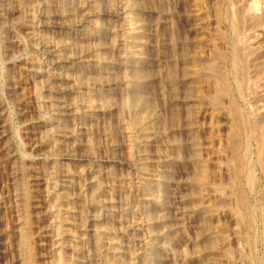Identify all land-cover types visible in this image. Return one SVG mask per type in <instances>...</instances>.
I'll list each match as a JSON object with an SVG mask.
<instances>
[{"label": "rangeland", "instance_id": "374dc122", "mask_svg": "<svg viewBox=\"0 0 264 264\" xmlns=\"http://www.w3.org/2000/svg\"><path fill=\"white\" fill-rule=\"evenodd\" d=\"M51 1L52 6L47 8L48 18L45 20L42 10L43 13H39L35 20L38 34L51 43L67 40L66 32L88 28L93 21L118 32L123 28L122 20L113 17V12L103 9V5L99 13H90L84 19L73 6L71 17L74 18L67 24L62 15L66 0ZM69 1L73 5L84 2ZM132 1L134 4L130 14L137 18L140 26L137 34L138 38L141 36L138 39V54L143 58L140 69L145 74L139 81L141 96L147 103L146 114L143 113L145 122L140 125L143 128L146 126L144 132H140L141 127L136 128L131 119L136 111L121 106L123 99L129 98L124 87L126 83L121 78L124 69L117 65V44H121V35L90 41L91 44H98L101 40L99 44L105 47L112 39L115 44L112 49L103 47L93 52H99L100 57L111 62V68H106L107 77L99 85L78 88L76 83L79 82L69 79L74 74L70 70L59 69L57 65H49L46 76L34 78L28 58L33 48L24 41L30 24L25 7L28 1L0 0V70L2 67L6 70L7 78V86L0 85V102L8 131V135L0 142V264H22L26 260L23 257L27 256L31 264H57L54 247L47 238L53 235L47 220L51 214L57 213L45 212L44 209L54 202V194L47 196L40 185L42 179L49 175L55 176L52 179L70 181L69 184L61 182L68 188L59 187L63 189V199L57 200L55 204L61 211L62 241H65L61 264H128L138 256L139 259L132 264H143L146 257L152 258V264H263L255 258L262 257L263 248L259 246L254 251L249 245L253 234L246 228V210L238 205V187L232 182V164L227 159L228 154H225L231 138L230 116L226 108L223 109L226 105L222 103L223 100L217 104L209 101L207 97L212 95V89L209 90L206 85H195L194 93L202 98L204 96V101L199 104L198 113L191 114L186 106L185 82L177 78L175 66L170 65V56L176 57L179 52L176 45L171 49L170 40L172 43H183L193 37L186 33L184 35L185 14L176 0H172L171 4L170 0ZM112 5L116 8L119 0H113ZM170 11L175 23L171 28ZM69 41L71 46L65 53L74 59L79 55L84 41L79 37H72ZM93 53L83 52L80 55L92 58ZM12 61L15 63L11 64ZM64 73L66 79L61 77L65 76ZM97 73L86 72L82 75L91 78L102 76ZM36 88L40 89V94L36 93ZM97 90L100 93L92 97L95 111L89 119L70 121L71 118H68L61 124L67 134L63 143L53 146L54 138L46 141L40 137L44 131L39 124L40 119L43 116L57 117L53 116L57 111L53 106L64 101L79 108L75 105L80 102L78 92L94 93ZM190 142L199 152L193 161L190 159ZM143 156L148 160L146 165L152 175L149 178L138 176L135 171L134 163ZM61 174L66 176L63 178ZM140 182L157 185L158 194L166 198V205H170L175 215H168V219L162 221L160 213L153 212L154 220L143 222L137 232L128 227L141 218L146 220L140 211L144 204V196L141 189L138 190ZM24 183L30 193L28 203H24L26 201L21 198L20 188ZM261 184L264 186V179ZM262 196L261 202L264 201V193ZM96 199L104 203L96 204ZM91 201L97 206L94 207ZM249 202L254 203L252 199ZM93 214L98 215L94 221ZM98 224L108 229L99 233L89 231ZM258 224V230L261 231L264 223L259 220ZM25 238L27 245L20 248V241ZM119 246L126 252L120 253L122 256L119 253L114 256L111 249Z\"/></svg>", "mask_w": 264, "mask_h": 264}, {"label": "bare ground", "instance_id": "6f19581e", "mask_svg": "<svg viewBox=\"0 0 264 264\" xmlns=\"http://www.w3.org/2000/svg\"><path fill=\"white\" fill-rule=\"evenodd\" d=\"M26 1H28V3L25 7L27 9V16L29 17L30 24H28V27L26 29L24 41L27 46H30L33 48V52L32 54H30L28 58H29V64L31 65L30 71L32 72V76L34 78H41L43 76H46L48 66L57 65L59 69L70 70L72 74H74L72 76L70 75L69 79L71 81H74L75 83L79 82V83H76L78 84V88L86 89V87L91 86V85H99L103 82V79L107 77L108 74H107L106 68L107 67L109 68V66L111 65V62L106 61L102 57H100L98 54L99 52L98 53H93V52H96L99 49H104L105 47L107 49L108 48L112 49L115 47V44L113 43L112 39L109 41L108 44H106L107 46L105 47L103 44H99L100 42H102L101 40L100 42H97L98 44H95L96 43L95 41H94L95 43L93 42L94 44H91L92 42L90 41L92 40L97 41V39L99 40L106 36H108V38H112L115 35L116 37L117 35H121V40H120L121 44H117L119 49L118 50L116 49L118 51L117 65L119 66V68L121 67V69L122 68L124 69V70L122 69L124 73L121 78L126 83V86L124 87L126 88L125 90L129 95L128 99L126 100L123 99V101L121 102V106L122 108H127V109L130 107L131 109H134V111H136L134 118H131V119H133V123L136 126V128L141 127L140 132H144L146 126H144L145 128H143L140 125L142 122H145L143 113H145L146 111L147 103L145 104L143 97L141 96L139 81L144 78L145 74L143 75L142 73L143 71H141L140 69V63L143 58L140 56V54H138V51H139L138 49L139 40L138 39L141 36L138 38L137 34L139 33L140 26L137 23V20H136L137 18L135 19L134 15L132 13L130 14L131 9L133 8L134 1L119 0V5L116 6L115 8L113 7L114 5H112L113 0H84L83 3H78L76 5H73L74 3L72 4L69 0H66L63 5L62 15L64 14L63 16L67 20L66 21L67 24L73 21L74 17L73 18L71 17L72 12H73L71 9L73 6L76 7V9L80 11V16L82 19H84L86 17L88 18L90 13H97L98 11H100V8L103 5L104 6L103 9L105 8L106 11L113 12L112 13L113 17L122 20L121 23H122L123 28L120 29L121 32L120 31L118 32L114 29H110V28L106 29L103 25H97V22L93 21V23H91L89 27L87 26L88 28L83 27L81 29H76V30L74 29L73 31L66 32L65 37L68 38L67 40L63 39V41H60V40L58 42L54 41V43H51L50 41H47V39L44 38L43 36H40L39 35L40 33L38 34L37 32V28H38L37 24L35 25L36 17L39 13L42 12V10H44L45 20L46 18H48L49 15H48L47 8L52 6V1L51 0H26ZM176 1L180 9L185 14V15L182 14V16L184 15L186 17V21L184 19L185 25L183 24L184 25L183 27L184 35L187 34L189 35V37L190 35H192L193 37L191 36L192 38H189L187 41L183 39L185 41L183 43H172L170 40L171 49L173 45H176L178 46L177 48L179 51L178 53L176 52L177 53L176 57L170 56V65L175 66L178 72L177 78L185 82V85H186L185 87L187 88L186 101L188 102V105L186 106L191 114H195L196 112L198 113L197 110L200 109L199 104H203L202 102L204 101L203 100L204 96L202 98V96H199L196 93H194L195 92L194 88L196 87L195 85H199V86L206 85L208 88H210L209 90L212 89L211 91L212 95L207 97V98H210L209 101L212 100L213 103L217 104L219 103V101L223 100L222 103L226 105L223 109L226 108L227 113L230 116V118L229 117L228 118L231 121V123H229L231 124V131H230L231 135H229L231 136V138L227 145V152H225L226 149H224L225 150L224 152L226 155L228 154L227 159H229L232 164L231 169H230L231 170L230 175H231L233 184H235L238 187V190H237L238 205H240L241 208L246 210L245 212L246 213L245 224L247 226L246 228L253 234L252 237L250 238V241H248L249 245L254 251H256L257 247L259 246L263 248L262 257L259 258L257 256L255 258L259 260L260 263L264 264V226L262 227L261 231L258 230L259 220L260 222L264 223V201L263 202L260 201V199L263 198L262 195L264 193V186L261 184V180L264 179V0H176ZM171 3H172V0H170V4ZM173 16L170 11V28L173 26V24H175ZM81 18H80V21H81ZM66 22L64 24H66ZM72 37H79L80 40L84 41L82 48L79 49L80 50L79 55L77 57L75 56L76 58L74 59H71V57L67 55L68 53L67 54L65 53V50L71 46V43L69 40ZM83 52L84 54L93 53L92 58H89L85 55H80ZM42 61H44V63ZM14 63L15 61H12L11 64H14ZM86 72L87 73L88 72H91V73L98 72L99 74H102V76L95 77V78L93 77L91 78L87 76L84 77L83 75ZM65 74L66 73H64V75ZM61 77L66 79L67 75L61 76ZM6 79H7L6 70H4L2 67V69L0 70V82H1L0 85L2 84V87L7 86L5 85ZM200 89L202 88L200 87ZM36 91H37L36 93H39L40 89L36 88ZM99 93L100 91L98 90L94 93H88V92L84 93L81 91L78 92V95L80 96V102H78L79 104L77 103L75 104L79 106V108L76 106L77 109H75L76 108L75 106H71V103L64 102V101H61L58 105L53 106L54 110H57L56 114H53V116L57 115V117L51 118L50 116L49 117L43 116L42 119H40L39 124L42 128H44V131L42 130L43 132L40 137L44 138L43 140L54 138L53 146L63 143L64 141L63 139H67V134L66 132H64L65 130H63V126H61V124L68 121L69 120L68 118H71L70 121H75L77 120V118L83 119V120L89 119L92 115V112L95 111L94 110L95 106H94L92 97L94 95H99ZM72 105L74 104L72 103ZM220 108L221 107H219V109ZM215 109L213 108V110ZM3 110L4 109L2 108L1 102H0V142H2V139H4L8 135L7 134L8 131L6 129V126H7L6 121H5L6 119L4 115L5 113H3ZM189 144H190L189 146H191V149H190L191 152L189 151L190 159L193 161L195 160L196 157L199 156L198 154L199 152L197 153V149L194 144H191V142ZM47 146H48V143H47ZM147 163H148V160L145 158V156H143V158H141L137 163H134L135 169H136L135 171L136 173H138V176L140 175H144L147 177L152 176L149 174L150 172L148 170V166L146 165ZM63 176H66V174L65 175L63 174ZM53 177L55 176L49 175L47 176V178L42 179L43 182H41L40 185H42L43 188L45 189L47 196L54 194V202L49 204L44 209H45V212L50 211L51 213H57L55 215L51 214V217H49L47 220L49 221L48 223L51 224L50 226L53 229V231H51L53 235L50 233L52 236H47V238L50 239L51 246L54 247L53 250H54L56 261H57L56 263L61 264L63 260V256H64L65 247L63 245L64 240L62 241V234H63L62 220H60L59 218L60 217L59 214L61 211L58 207H57L58 209L56 208L55 204L57 200H60L62 198L61 195L64 194L62 190L64 188L65 189L68 188L66 184H61V182L69 184L70 181L69 179L68 180L67 179L60 180L57 178L52 179ZM142 178H145V177H142ZM91 179L93 180L95 179V177H92ZM149 182H152V181H149ZM25 185L26 184L24 183L22 185L23 187L21 186L22 188L20 189L22 191L20 192L22 195L21 198H24V200L26 201L24 203H28L27 198L29 197L28 194L30 195V193L26 190L27 187ZM139 189L142 190V191L140 190V192H142V195L144 196V198L142 197L144 204L142 203L143 205L141 206V210H140L142 212L141 216L143 215L142 217H145L146 220H144V218H141L144 221L140 219L139 221L134 222L132 224L133 226L130 225L132 223L130 221L131 223L129 224L130 226L128 227V229H134V231L138 232L137 229L143 226L142 225L144 224L143 222H147V221L149 222V221L154 220L155 217L152 215L153 212H155L154 214H156V212L160 213V219H162V221L168 219V215L170 216L175 215V211H173V209L169 207L170 205H166V202H165L166 198L164 199V196H162L161 194H158L157 191L159 189L157 185H150L149 183L140 182V188H138V190ZM32 199L33 198H31V200ZM98 199H96V201L94 200L96 204L104 203L103 201H100ZM249 199H252L254 203H250ZM92 204H95V203L92 202ZM96 204L95 206L94 205L93 206L96 207L97 206ZM24 206L26 207V205ZM149 209H152L151 210L152 212L149 211ZM96 216L98 217V215H94V214L92 215L93 221L97 218ZM53 223L54 225H52ZM23 225H26V224H23ZM101 226H99L98 224V226L96 225L94 229L89 230V231L98 232V233L101 231L104 232L106 230L105 228L107 227L102 228ZM22 232L24 231L22 230ZM93 235H95V233ZM25 236H29V235H25ZM139 239L140 238H138V241H140ZM20 242H21L20 244L22 245V246L20 245L21 246L20 248L22 247L24 248V246L27 245L26 238ZM143 246H144V243H143ZM119 247L118 248L115 247L111 249V252L114 256H116L115 254L117 253H119V256H122L120 255V253L126 252L125 250L121 249V246ZM25 248L27 249V247ZM252 249H251V253L252 255H254V252ZM112 254H110V257H112L111 256ZM136 256L134 255V257ZM27 257H23V259H26L25 260L26 262L23 261V259L22 261L24 262V264L25 263L31 264L30 259ZM138 257L137 259H139ZM155 257L158 258V255L155 254ZM137 259L135 258L134 260H137ZM132 262L130 263L128 262V264H132ZM144 262L145 263L143 264H152V258L146 257Z\"/></svg>", "mask_w": 264, "mask_h": 264}]
</instances>
